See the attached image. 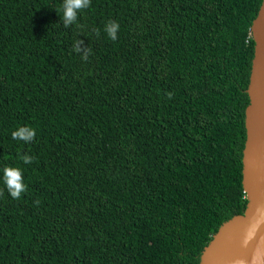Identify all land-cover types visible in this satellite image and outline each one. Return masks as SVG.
I'll return each mask as SVG.
<instances>
[{"label": "trees", "instance_id": "obj_1", "mask_svg": "<svg viewBox=\"0 0 264 264\" xmlns=\"http://www.w3.org/2000/svg\"><path fill=\"white\" fill-rule=\"evenodd\" d=\"M259 4L91 0L65 27L63 0H0V264H198L246 204ZM22 126L32 142L12 138Z\"/></svg>", "mask_w": 264, "mask_h": 264}, {"label": "water", "instance_id": "obj_2", "mask_svg": "<svg viewBox=\"0 0 264 264\" xmlns=\"http://www.w3.org/2000/svg\"><path fill=\"white\" fill-rule=\"evenodd\" d=\"M249 31L253 42L243 111L241 214L223 221L202 248L198 264H264V0Z\"/></svg>", "mask_w": 264, "mask_h": 264}, {"label": "clouds", "instance_id": "obj_3", "mask_svg": "<svg viewBox=\"0 0 264 264\" xmlns=\"http://www.w3.org/2000/svg\"><path fill=\"white\" fill-rule=\"evenodd\" d=\"M91 0H63L62 10H63V24L65 27L76 23L78 19V13L84 9L90 7ZM119 24L115 21H109L105 26V32L108 37L115 41L117 39V33L119 31ZM97 35L99 31L97 30ZM74 51L77 53H83V59H87L90 49L84 44L83 40H79L74 45ZM36 131L35 129L27 126H22L18 130L12 132V138L19 139L25 143H30L35 139ZM25 164L32 163L33 158L28 155H23L21 157ZM3 179L7 187V191L13 199H20L22 193L26 191V185L23 183V172L18 167L5 166L3 169ZM0 191V195H2ZM39 204V201H36Z\"/></svg>", "mask_w": 264, "mask_h": 264}]
</instances>
